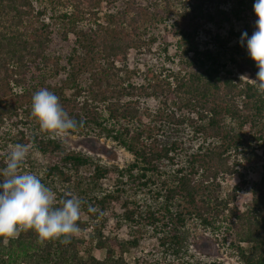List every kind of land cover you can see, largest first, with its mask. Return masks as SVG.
Segmentation results:
<instances>
[{"label": "trees", "instance_id": "trees-1", "mask_svg": "<svg viewBox=\"0 0 264 264\" xmlns=\"http://www.w3.org/2000/svg\"><path fill=\"white\" fill-rule=\"evenodd\" d=\"M114 1L50 0L54 5L71 10L55 18L65 22L72 34L77 28L78 15L87 14L95 21L96 6ZM134 1L128 7L131 17L127 18L128 13L121 9L107 16V24L112 28L110 36L101 25L90 29L88 36L78 31L75 41L84 48L83 56L69 55L65 67L59 64L58 57L47 54L48 39L37 33L47 29L46 24H38L44 10L36 8L31 0H0V132L5 124L12 125L16 134L10 139L11 143L30 145V150L48 157L47 162L40 164L26 160L22 170L36 173L42 183L56 192L58 201L66 198V192L79 197L83 202L79 226L81 229L91 226L93 238L89 244L96 240L91 249L85 247L87 241L76 236L66 245L54 241L40 246L33 232H21L7 246L0 240V264H123L101 236L106 212L113 204L122 208L116 217L130 228L160 225V244L173 245L176 253L184 245L182 230L188 220L212 229L225 215L235 192L222 198L221 180L235 175L243 162L254 159L262 161L259 183L248 191L247 207L232 212L229 236L240 264H264V97L250 82L224 72L220 52L226 45L216 37L215 54L209 49L199 51L191 45L183 51L185 63L197 67L194 72L175 76L171 81L148 73L146 84L129 86L132 96L137 93L144 98L171 97L169 104L168 99L162 102L166 108L164 115H155L146 123L139 114L136 100L115 106L111 100L120 93L118 87L123 80L119 74L127 56L145 46L138 25L142 12ZM239 4L242 5L243 0H239ZM172 9L180 19L189 16L195 20L202 16L206 22H212L214 18L203 14L200 3L166 1L165 16H170ZM239 10L237 7L232 14L238 17ZM151 14L158 21L165 18L156 11ZM221 14L223 20L229 22V16ZM197 27L194 23L193 32ZM188 35L191 34L183 38L188 40ZM231 50L230 61L237 63L234 58L237 56L256 76L258 68L248 55L247 45ZM76 62L90 74L88 87L82 89L90 100H79L78 94L65 95L62 89H53L46 83L48 76L61 71H69L68 75L75 80ZM37 75L38 83L30 84ZM41 88L56 94L69 116L82 122L71 134L98 128L132 155L133 161L127 167L115 170L117 175L110 189H103L99 183L110 173L115 175L110 169L96 166L91 176H82L79 171L92 164L90 157L66 152L61 139H48L39 133L30 113L32 96ZM101 101L106 103L107 118L102 117L97 106ZM107 121L112 123L110 130L104 125ZM188 128L199 145L196 151L185 153V159L180 162L177 158L185 142L183 131ZM6 146L0 137V168L5 166ZM141 188L151 194L152 204L129 199V191L140 192ZM89 205L99 212L90 213ZM116 226H120L119 221ZM136 244V240H132L128 245ZM101 249H105L103 258L92 254V250Z\"/></svg>", "mask_w": 264, "mask_h": 264}, {"label": "rangeland", "instance_id": "rangeland-1", "mask_svg": "<svg viewBox=\"0 0 264 264\" xmlns=\"http://www.w3.org/2000/svg\"><path fill=\"white\" fill-rule=\"evenodd\" d=\"M31 1L36 8L44 10V15L40 18L38 24H46L47 29H41L37 33L48 39L47 54L55 58L58 57L59 64L66 67V60L69 55L74 53L83 56L84 48L75 41L78 31H82L88 36L91 35L90 29H95V27L101 25L110 36L112 28L110 29L109 24H107V16L121 9L128 13L127 18L131 17L132 13L128 10V7L134 0H115L113 3L102 2L98 4L95 8L97 12L96 22L87 14L78 15L76 18L77 28L74 34L68 31L65 22L57 21L55 18L62 13L69 14L71 12L69 8L54 5L50 0ZM166 1L170 0L134 1L142 12L138 25L143 33L142 38L145 41V46L136 53L134 51L129 52L123 71L119 74V77L123 80L120 87H118L120 93L111 100L115 106H118L119 103L123 105L136 100L139 114L146 123H150L155 115L161 117L166 113V108L162 102L168 99L167 103L169 104L171 97L152 96L144 98L137 93L132 96L129 86L137 87L146 84L149 78L148 73H152L162 80L171 81L175 76L194 72L197 67H189L185 63L186 57L183 56V51L189 45L197 47L199 51L209 49L215 54L218 50L215 38L219 37L226 45L225 50L220 52L222 53L221 62L225 65L224 72L228 71L237 78L244 74H247L250 79L256 77L244 63L239 61L237 56H234L237 63L231 62L229 58L233 47L247 45L246 41L241 44L242 33L247 32L250 37L255 30L257 19L253 10L255 0H243L242 5L239 4V0H186L191 4L200 3L203 14H211L214 17L212 22H206V19L202 16H197L195 20L190 19L189 16L180 19L173 9L170 16H165ZM237 7H240L238 17L232 14V10ZM154 11L159 13L162 18L165 16L163 21H158L156 16H152L151 13ZM221 12L229 16V22L223 20ZM194 23L198 24L196 32H193ZM64 33L66 34L64 35ZM187 33L191 34L188 37L186 36L188 40L183 38V35ZM74 65V70H78L75 80H72L68 75L69 71H61L57 75L48 76L46 83L53 89H62V93L65 95L73 94V96H76L78 94L80 100L86 98L82 89L88 87L91 77L79 63L76 62ZM38 80L37 75L34 80L30 81V84L38 83ZM78 88L81 90L79 91ZM86 99L90 100L89 97ZM97 106L102 117L107 118L106 103L101 101ZM154 119L157 122L158 119ZM104 125L109 130L112 127L111 121L105 122ZM15 134V128L12 125L7 123L2 127L0 137L7 144L5 151L9 152V145H13L10 139L15 137ZM61 140L66 152L80 153L90 157L92 164L79 171L82 176H91L96 166L110 169L111 172L115 173V175L110 173L107 178L99 182L103 189L112 187L114 177L117 175L115 170L125 168L133 161V157L128 151L111 136H106L105 131L98 128L90 127L84 132L70 134ZM183 140L185 142L177 158L180 162L185 159V153L196 151L199 145V140L192 138L189 128L183 131ZM257 156H259V152ZM26 160L40 164L47 162L48 157L30 150ZM261 165L262 161L260 159H254L249 163L243 162L235 175L221 180L222 198L226 197L228 193L235 192V198L230 199L225 215L221 216V219L214 224L212 229H205L188 220L182 230L185 238L184 245L176 250V253L173 252V245L171 247L170 245L160 244L159 237L161 234L158 233L160 225L156 228L154 226L147 228L142 225L140 229L130 228L121 221V218L116 217V215L121 214L122 208L115 204L111 205L106 212L105 221L101 227L102 239H105L106 244L115 250L114 255L121 257L123 264H202L211 261H217L221 264H240L231 245L232 238L229 236L233 219L232 212L236 208L243 210L247 207L249 202L248 191L259 183ZM141 189L140 192L137 190L129 191V199L140 204H152L154 200L151 198V194L145 192L144 188ZM142 207L144 208V206ZM155 208L157 207L155 206ZM117 221L120 222V226H116ZM115 227H118V229ZM76 237L87 241L89 247H85L90 249L93 248L96 241L93 239L94 241L89 244V241L93 238L92 228L89 225L81 229ZM132 240H136V246L128 245ZM123 242L125 244L121 247L120 245ZM92 254L103 258L105 249L92 250Z\"/></svg>", "mask_w": 264, "mask_h": 264}, {"label": "clouds", "instance_id": "clouds-1", "mask_svg": "<svg viewBox=\"0 0 264 264\" xmlns=\"http://www.w3.org/2000/svg\"><path fill=\"white\" fill-rule=\"evenodd\" d=\"M253 10L257 17L255 30L250 37L247 32L242 33L241 44L247 42L248 55L258 71L255 79L244 74L240 81H249L264 97V0H255ZM30 115L39 133L52 140L69 136L82 124L71 118L60 98L46 88L33 94ZM29 151L27 144L9 145L5 166L0 168V240L7 246L21 232L31 231L40 246L54 241L69 244L81 232L78 222L83 202L71 192H66V198L58 201L56 192L42 183L36 173L23 171ZM88 211L97 213L99 209L89 205Z\"/></svg>", "mask_w": 264, "mask_h": 264}]
</instances>
